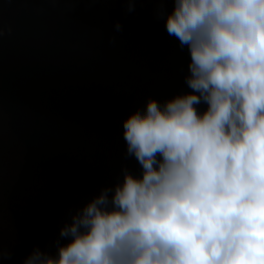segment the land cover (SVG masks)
I'll return each instance as SVG.
<instances>
[{"label": "clouds", "instance_id": "obj_1", "mask_svg": "<svg viewBox=\"0 0 264 264\" xmlns=\"http://www.w3.org/2000/svg\"><path fill=\"white\" fill-rule=\"evenodd\" d=\"M163 2L192 92L123 123L141 174L123 169L54 254L36 248L24 264H264V0H173L170 14Z\"/></svg>", "mask_w": 264, "mask_h": 264}, {"label": "trees", "instance_id": "obj_2", "mask_svg": "<svg viewBox=\"0 0 264 264\" xmlns=\"http://www.w3.org/2000/svg\"><path fill=\"white\" fill-rule=\"evenodd\" d=\"M161 6L0 0V29L11 28L0 37V112L23 146L6 201L15 238L5 264H24L36 248L54 254L78 210L122 183L123 169L139 176L123 123L149 100L163 104L192 92L185 83L190 53L168 34ZM163 8L174 11L173 0Z\"/></svg>", "mask_w": 264, "mask_h": 264}, {"label": "rangeland", "instance_id": "obj_3", "mask_svg": "<svg viewBox=\"0 0 264 264\" xmlns=\"http://www.w3.org/2000/svg\"><path fill=\"white\" fill-rule=\"evenodd\" d=\"M23 162V146L10 133L7 117L0 112V264H5L2 253L14 243V230L6 208L11 190Z\"/></svg>", "mask_w": 264, "mask_h": 264}]
</instances>
